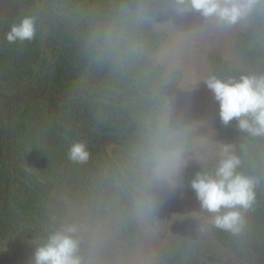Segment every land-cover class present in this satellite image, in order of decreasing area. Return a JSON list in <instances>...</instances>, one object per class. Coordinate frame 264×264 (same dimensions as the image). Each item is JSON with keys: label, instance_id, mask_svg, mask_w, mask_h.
Masks as SVG:
<instances>
[{"label": "trees", "instance_id": "16d2710c", "mask_svg": "<svg viewBox=\"0 0 264 264\" xmlns=\"http://www.w3.org/2000/svg\"><path fill=\"white\" fill-rule=\"evenodd\" d=\"M172 3L0 0V264H32L35 247L68 225L79 202L91 229L112 219L122 248L142 239L141 214L154 228L162 225L169 186L150 184L144 158L154 141L178 138L186 150L194 136L190 114L173 111L183 73L153 59L166 34L155 26L164 17L151 9ZM137 8L144 19L135 14ZM26 16L35 18V38L8 43L11 25ZM234 39L239 66L212 54V76L264 75V8L249 16ZM215 121L242 161L237 171L261 180L241 232L213 227L235 259L209 251L195 221L181 218L161 264L264 263V136L240 132L235 119L224 125L219 113ZM76 141L88 145L84 164L68 159ZM219 160L188 167L192 195L195 174L213 173ZM144 190L155 198L151 211L138 207ZM78 237L85 264L93 263L91 243Z\"/></svg>", "mask_w": 264, "mask_h": 264}, {"label": "clouds", "instance_id": "9594fccd", "mask_svg": "<svg viewBox=\"0 0 264 264\" xmlns=\"http://www.w3.org/2000/svg\"><path fill=\"white\" fill-rule=\"evenodd\" d=\"M172 8L177 14L198 12L207 23L223 29L246 19L257 8H264V0H173ZM135 14L144 19L139 8ZM35 36V18L26 16L11 25L5 39L14 44L31 41ZM204 83L219 103V115L224 125L235 119L240 132L253 137L264 136V75H244L227 80L211 76ZM89 158L90 151L85 142L76 141L69 146L71 162L84 164ZM187 163L185 147L178 138L174 143L154 141L145 160L152 173L150 184L153 187L161 184L178 187L179 173ZM241 163L240 157L230 152V146H225L214 172H198L190 184L202 211L210 214L212 226L233 234L242 231L244 212L255 202L256 187L261 182L259 177L237 171ZM141 197L138 207L151 211L155 206L154 196L144 190ZM78 231L76 225H66L50 233L35 247L32 264H85L80 255Z\"/></svg>", "mask_w": 264, "mask_h": 264}, {"label": "rangeland", "instance_id": "374dc122", "mask_svg": "<svg viewBox=\"0 0 264 264\" xmlns=\"http://www.w3.org/2000/svg\"><path fill=\"white\" fill-rule=\"evenodd\" d=\"M151 10L164 17L155 26L166 34L164 46L154 54L153 59L164 69L176 68L183 73L173 111L190 114L194 133L191 147L185 150L188 163L179 173V186H169L165 199L166 214L162 225L157 226L159 228L147 222L145 214L139 216L142 239L133 247L122 248L114 235L112 219L98 225L97 229H91L88 211L80 202L71 208L67 224L76 225L79 229L77 235L91 243L96 252L92 264H161L166 246L174 239L178 220L191 218L196 223L202 244L223 260L232 262L235 259L233 252L213 235L210 214L202 211L197 197L188 191L186 177L190 165L221 159L225 146H230L232 151V144L216 127L219 103L204 82L212 76V54L229 62L234 60L235 65L239 66L234 38L238 31L248 25L249 16L236 25L222 29L207 23L198 12L177 14L172 4ZM240 67L244 68L245 65L241 64Z\"/></svg>", "mask_w": 264, "mask_h": 264}]
</instances>
